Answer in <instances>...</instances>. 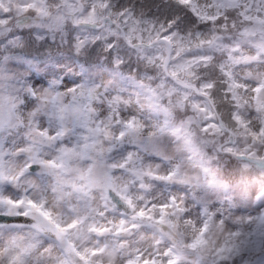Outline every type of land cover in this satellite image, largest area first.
I'll use <instances>...</instances> for the list:
<instances>
[{
  "label": "clouds",
  "instance_id": "clouds-1",
  "mask_svg": "<svg viewBox=\"0 0 264 264\" xmlns=\"http://www.w3.org/2000/svg\"><path fill=\"white\" fill-rule=\"evenodd\" d=\"M0 264H264V0H0Z\"/></svg>",
  "mask_w": 264,
  "mask_h": 264
}]
</instances>
